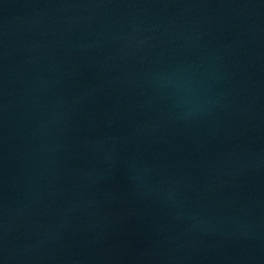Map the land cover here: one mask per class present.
<instances>
[{"label": "water", "instance_id": "1", "mask_svg": "<svg viewBox=\"0 0 264 264\" xmlns=\"http://www.w3.org/2000/svg\"><path fill=\"white\" fill-rule=\"evenodd\" d=\"M0 264H264V0H0Z\"/></svg>", "mask_w": 264, "mask_h": 264}]
</instances>
